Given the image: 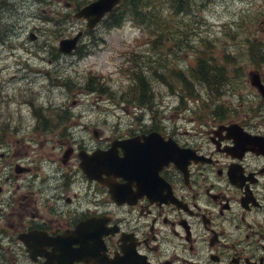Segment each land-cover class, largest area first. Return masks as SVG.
Here are the masks:
<instances>
[{"label":"flooded vegetation","instance_id":"af4514ba","mask_svg":"<svg viewBox=\"0 0 264 264\" xmlns=\"http://www.w3.org/2000/svg\"><path fill=\"white\" fill-rule=\"evenodd\" d=\"M188 110L87 140L2 125L0 264H264V97Z\"/></svg>","mask_w":264,"mask_h":264},{"label":"rangeland","instance_id":"374dc122","mask_svg":"<svg viewBox=\"0 0 264 264\" xmlns=\"http://www.w3.org/2000/svg\"><path fill=\"white\" fill-rule=\"evenodd\" d=\"M93 1L0 3V132L2 125L12 124L18 130L11 138L27 139L34 136L27 124L39 120L61 123L57 131L60 137L55 139H70V129L75 138L83 135L87 140L94 138L92 128L108 133L119 123H148L152 118L169 117L172 108L182 101L189 112L195 106L241 107L245 111L259 105L260 96L249 82V73L256 71L264 82V65L255 66L247 42L252 40L254 46L262 47L264 0H188V12L160 6L163 23L157 29L168 34V41L157 49L149 34L127 18L108 25L110 21L104 15L94 27H87L86 19L75 17V13ZM185 32L189 44L181 42L182 38L186 40ZM76 33L80 36L73 53L57 51L60 40L73 38ZM204 48L225 72L226 90L219 96L204 90L196 80V95H189L175 77L169 79L171 90L152 72L154 68L149 69L154 66L163 71L166 66L167 71L179 68L187 74L196 64L198 49ZM226 54L234 57L233 64L224 61ZM139 66L148 68V82L155 94L153 101L143 106L136 100L117 98L127 90L132 71ZM100 82L107 86L106 91L100 89ZM92 86L94 90L87 89ZM81 125L90 129L81 131ZM49 135L45 134L53 138ZM47 150L48 145L42 148L44 153Z\"/></svg>","mask_w":264,"mask_h":264},{"label":"trees","instance_id":"16d2710c","mask_svg":"<svg viewBox=\"0 0 264 264\" xmlns=\"http://www.w3.org/2000/svg\"><path fill=\"white\" fill-rule=\"evenodd\" d=\"M189 1L183 0H123L120 5H118L115 9H113L109 15L108 20L110 21L108 25H116L121 23V19L127 18L131 22L134 23L136 26H141V28L148 33L149 38L151 39V44L156 49L162 47L168 41V34L164 32L162 29H157L158 26H161L163 23V18L160 15L159 8L162 6H166L167 9L173 11H182L188 10ZM185 4V7H183ZM146 8L145 11L143 9ZM188 12V11H187ZM153 23L155 27H153ZM186 36V40L182 38L181 42H185L189 44L187 40V32L183 33ZM248 48H251V56L253 58V62L256 63V67H262L264 65V42L260 41L261 46H254L252 40H248ZM200 51V53L198 52ZM197 56H196V64L193 68H191L187 74H185L181 69L177 68H170L167 71V67L164 66V70H158V68L154 66H149V69H153V73L159 78V80L164 81L168 84L173 90L171 82L169 79L171 77L177 78L180 82L185 85L187 93L189 95L195 96L196 94L193 92V83L194 81H198L201 83L205 88L204 90L210 92L213 95H220L224 93L226 90L224 87L227 84L225 78V72L223 66L217 62L216 58L211 55H208L209 51L204 48L198 49ZM224 61L226 63H234V57L230 54L224 55ZM148 62V61H147ZM264 68V67H263ZM148 68H141L139 66L138 70L132 71V80L127 87V90L121 92L117 98L124 100L125 98L128 101L136 100L139 106H143L154 99V92L152 91L146 74V70ZM130 71V70H129ZM161 71V72H160ZM128 73V70L125 74ZM150 75V74H149ZM168 78V79H167ZM96 82V81H95ZM90 84V82H88ZM100 89L104 92L107 89V86L100 82ZM92 87H88L90 91L94 90ZM184 87V88H185ZM115 93V92H114ZM216 108H219L216 106Z\"/></svg>","mask_w":264,"mask_h":264},{"label":"water","instance_id":"95a60500","mask_svg":"<svg viewBox=\"0 0 264 264\" xmlns=\"http://www.w3.org/2000/svg\"><path fill=\"white\" fill-rule=\"evenodd\" d=\"M120 0H95L82 8H80L76 13L75 17L86 19L87 27H94L98 20L109 12ZM80 36L78 33L76 36L70 39H62L59 43V49L62 52L69 53L77 45V40ZM250 84L257 89L259 94L264 97V82H262L261 77L256 71H251L249 73Z\"/></svg>","mask_w":264,"mask_h":264}]
</instances>
